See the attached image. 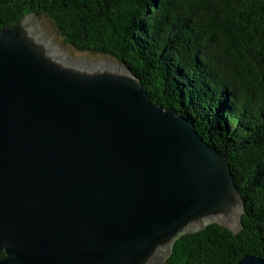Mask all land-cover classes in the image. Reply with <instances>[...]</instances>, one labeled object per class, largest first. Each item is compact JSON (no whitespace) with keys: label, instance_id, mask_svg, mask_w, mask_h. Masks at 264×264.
Instances as JSON below:
<instances>
[{"label":"water","instance_id":"water-1","mask_svg":"<svg viewBox=\"0 0 264 264\" xmlns=\"http://www.w3.org/2000/svg\"><path fill=\"white\" fill-rule=\"evenodd\" d=\"M51 37L35 14L0 30V264H161L187 232L237 231L228 156L127 64Z\"/></svg>","mask_w":264,"mask_h":264},{"label":"trees","instance_id":"trees-1","mask_svg":"<svg viewBox=\"0 0 264 264\" xmlns=\"http://www.w3.org/2000/svg\"><path fill=\"white\" fill-rule=\"evenodd\" d=\"M30 14L75 49L127 64L155 103L228 156L246 204L241 227L187 232L161 264L264 257V0H0V30Z\"/></svg>","mask_w":264,"mask_h":264},{"label":"rangeland","instance_id":"rangeland-1","mask_svg":"<svg viewBox=\"0 0 264 264\" xmlns=\"http://www.w3.org/2000/svg\"><path fill=\"white\" fill-rule=\"evenodd\" d=\"M35 17H37L40 25L42 26V29L45 30V32H47L49 34V36H52L51 40H56V43H59L61 48L64 49V51L68 50V53L70 55H72L74 57H82V58L88 57L89 59H96V58L104 59L105 58L107 60H112V61H115L117 63H120V61H118L117 58L110 56V55H106V54H102V53L89 52V51H80V50L75 49L72 45L64 42L62 36L54 28L51 20H49L48 18H46L43 15H36L35 14Z\"/></svg>","mask_w":264,"mask_h":264}]
</instances>
